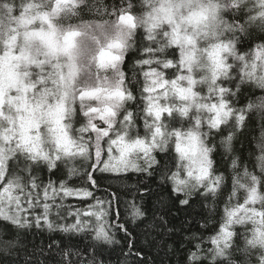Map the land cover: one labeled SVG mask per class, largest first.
Here are the masks:
<instances>
[{
  "label": "snow or ice",
  "instance_id": "1",
  "mask_svg": "<svg viewBox=\"0 0 264 264\" xmlns=\"http://www.w3.org/2000/svg\"><path fill=\"white\" fill-rule=\"evenodd\" d=\"M176 252L264 264V0H0V264Z\"/></svg>",
  "mask_w": 264,
  "mask_h": 264
},
{
  "label": "trees",
  "instance_id": "2",
  "mask_svg": "<svg viewBox=\"0 0 264 264\" xmlns=\"http://www.w3.org/2000/svg\"><path fill=\"white\" fill-rule=\"evenodd\" d=\"M257 96H260L261 93L257 90L256 92ZM246 135L248 136V140L244 141L243 143V147L245 150V155L247 156L249 153L255 152V142H256V138L260 135V131H259V120H256L254 123H250L247 131H246ZM237 147H240V145L238 144ZM259 153L257 152L256 155H258ZM253 159H255V157H253ZM249 167H252V164L249 163ZM77 183H79V181H77ZM103 186H107L108 184H112L113 185V190H115L116 188H120L121 186V182L115 179H105L102 182ZM128 183V182H125ZM98 195H100L101 193H97ZM70 203L72 204H76L75 200H71ZM223 207V205H221V208ZM122 211H126L125 209H123L122 207ZM195 211H200V207L199 205L196 206ZM217 219H219V217H217ZM212 223H215V221H211L210 225ZM207 235V233H206ZM184 260V255L181 252H176L174 255H171V264H176L177 261H183Z\"/></svg>",
  "mask_w": 264,
  "mask_h": 264
}]
</instances>
